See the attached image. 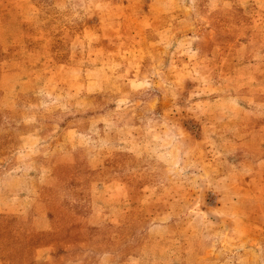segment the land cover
<instances>
[{"label":"rangeland","instance_id":"rangeland-1","mask_svg":"<svg viewBox=\"0 0 264 264\" xmlns=\"http://www.w3.org/2000/svg\"><path fill=\"white\" fill-rule=\"evenodd\" d=\"M0 264H264V0H0Z\"/></svg>","mask_w":264,"mask_h":264}]
</instances>
